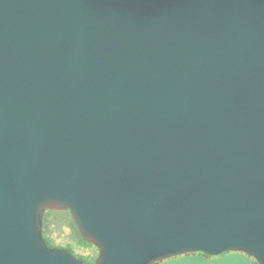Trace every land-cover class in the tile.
<instances>
[{
    "label": "water",
    "instance_id": "95a60500",
    "mask_svg": "<svg viewBox=\"0 0 264 264\" xmlns=\"http://www.w3.org/2000/svg\"><path fill=\"white\" fill-rule=\"evenodd\" d=\"M244 253L264 264V0H0V264Z\"/></svg>",
    "mask_w": 264,
    "mask_h": 264
},
{
    "label": "rangeland",
    "instance_id": "374dc122",
    "mask_svg": "<svg viewBox=\"0 0 264 264\" xmlns=\"http://www.w3.org/2000/svg\"><path fill=\"white\" fill-rule=\"evenodd\" d=\"M42 232L47 244L49 242L53 248L70 250L75 257L87 263L92 264L98 256V249L83 241L79 236L69 211H46ZM178 260L180 262L182 257H173L156 264H172L177 263Z\"/></svg>",
    "mask_w": 264,
    "mask_h": 264
},
{
    "label": "crops",
    "instance_id": "0c3cea01",
    "mask_svg": "<svg viewBox=\"0 0 264 264\" xmlns=\"http://www.w3.org/2000/svg\"><path fill=\"white\" fill-rule=\"evenodd\" d=\"M182 260L172 264H257L250 256L244 253L228 252L219 256H205L200 253L186 254Z\"/></svg>",
    "mask_w": 264,
    "mask_h": 264
},
{
    "label": "trees",
    "instance_id": "16d2710c",
    "mask_svg": "<svg viewBox=\"0 0 264 264\" xmlns=\"http://www.w3.org/2000/svg\"><path fill=\"white\" fill-rule=\"evenodd\" d=\"M45 240V239H44ZM46 242V241H45ZM48 242V241H47ZM47 244V243H46ZM49 244V245H48ZM48 244H47V246L49 247V248H53L51 245H50V243L48 242ZM60 249H63V248H60ZM67 251H69L70 252V250H67ZM71 253V252H70ZM72 254V253H71ZM73 255V254H72ZM74 256V255H73ZM75 257V256H74ZM75 258H77V259H79V260H81L84 264H90V263H87V262H85L83 259H81V258H79V257H75Z\"/></svg>",
    "mask_w": 264,
    "mask_h": 264
}]
</instances>
